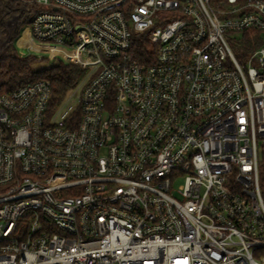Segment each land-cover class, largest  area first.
I'll list each match as a JSON object with an SVG mask.
<instances>
[{"label": "built area", "instance_id": "built-area-1", "mask_svg": "<svg viewBox=\"0 0 264 264\" xmlns=\"http://www.w3.org/2000/svg\"><path fill=\"white\" fill-rule=\"evenodd\" d=\"M31 1L85 75L0 92V264H264V1Z\"/></svg>", "mask_w": 264, "mask_h": 264}, {"label": "trees", "instance_id": "trees-1", "mask_svg": "<svg viewBox=\"0 0 264 264\" xmlns=\"http://www.w3.org/2000/svg\"><path fill=\"white\" fill-rule=\"evenodd\" d=\"M217 1L212 0L213 3ZM31 2V0H0V32L1 22L4 18L9 13H18L21 6L25 7L24 11L20 13L21 28L27 25L32 15L37 11V6L34 3L30 5ZM261 35L256 30L241 32L238 39L232 42L235 56L238 59H242L249 51L264 45ZM9 50L10 48H5L0 53V92H7L23 83L45 78L50 82V103L56 105L63 99L66 92L76 86L85 75L84 68L73 63H65L58 58L51 63L41 65L39 63H41L40 61H45L44 57L38 58L32 54L22 56ZM24 50L41 53H62L57 47L39 45L33 49ZM135 55L138 58H142L144 54L138 48Z\"/></svg>", "mask_w": 264, "mask_h": 264}, {"label": "rangeland", "instance_id": "rangeland-1", "mask_svg": "<svg viewBox=\"0 0 264 264\" xmlns=\"http://www.w3.org/2000/svg\"><path fill=\"white\" fill-rule=\"evenodd\" d=\"M31 4L32 2L30 3V5ZM20 18H21L20 13L18 14L16 12H12L9 13L6 16V18H4V20L1 22L0 53L5 48H10L9 51H11L12 53L14 52L22 56L27 54H32L38 58L44 57L45 61H40L41 63H39L41 65L45 63H51L56 58L59 59L58 53H46V52L41 53V52L24 50V49H33L35 46H38L39 44H36L31 39H29V37L27 36V29H21ZM239 35L240 33H230V34L227 33L225 35L232 50H233L232 42L238 39ZM261 37L262 40H264V33H262Z\"/></svg>", "mask_w": 264, "mask_h": 264}, {"label": "bare ground", "instance_id": "bare-ground-1", "mask_svg": "<svg viewBox=\"0 0 264 264\" xmlns=\"http://www.w3.org/2000/svg\"><path fill=\"white\" fill-rule=\"evenodd\" d=\"M62 51V50H61ZM63 54H65L63 51H62Z\"/></svg>", "mask_w": 264, "mask_h": 264}]
</instances>
